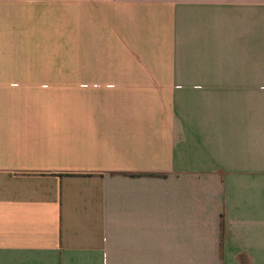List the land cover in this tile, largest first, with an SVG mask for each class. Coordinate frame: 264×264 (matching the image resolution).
<instances>
[{
  "label": "crops",
  "instance_id": "crops-1",
  "mask_svg": "<svg viewBox=\"0 0 264 264\" xmlns=\"http://www.w3.org/2000/svg\"><path fill=\"white\" fill-rule=\"evenodd\" d=\"M5 10L76 74H0V264H264V0Z\"/></svg>",
  "mask_w": 264,
  "mask_h": 264
},
{
  "label": "rangeland",
  "instance_id": "rangeland-1",
  "mask_svg": "<svg viewBox=\"0 0 264 264\" xmlns=\"http://www.w3.org/2000/svg\"><path fill=\"white\" fill-rule=\"evenodd\" d=\"M19 20L10 10H5L0 18V74L32 73V74H76L75 65H36L29 61L42 57L75 58V50L48 51L31 48L30 42L22 33L12 32L19 28ZM30 59V60H29ZM25 63V64H22ZM88 72V67H85Z\"/></svg>",
  "mask_w": 264,
  "mask_h": 264
}]
</instances>
